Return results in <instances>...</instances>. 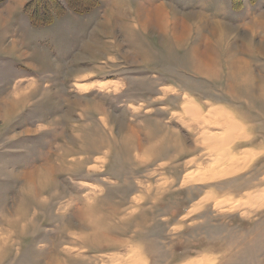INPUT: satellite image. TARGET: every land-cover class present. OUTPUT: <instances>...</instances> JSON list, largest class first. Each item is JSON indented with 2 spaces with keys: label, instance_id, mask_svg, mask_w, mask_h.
Segmentation results:
<instances>
[{
  "label": "rangeland",
  "instance_id": "obj_1",
  "mask_svg": "<svg viewBox=\"0 0 264 264\" xmlns=\"http://www.w3.org/2000/svg\"><path fill=\"white\" fill-rule=\"evenodd\" d=\"M31 1L0 0V264H264V0Z\"/></svg>",
  "mask_w": 264,
  "mask_h": 264
},
{
  "label": "trees",
  "instance_id": "obj_2",
  "mask_svg": "<svg viewBox=\"0 0 264 264\" xmlns=\"http://www.w3.org/2000/svg\"><path fill=\"white\" fill-rule=\"evenodd\" d=\"M86 1L85 3H83ZM70 9L75 12H83L88 9V6H96L97 0H66ZM57 2L55 0H32L25 9L29 14L30 22L34 25L50 23L51 16L57 11H54L52 6ZM92 3V5H91ZM32 5V7H31ZM41 12L43 14L41 19L36 17V14Z\"/></svg>",
  "mask_w": 264,
  "mask_h": 264
},
{
  "label": "bare ground",
  "instance_id": "obj_3",
  "mask_svg": "<svg viewBox=\"0 0 264 264\" xmlns=\"http://www.w3.org/2000/svg\"><path fill=\"white\" fill-rule=\"evenodd\" d=\"M176 39H177V38H176ZM177 40H178V39H177ZM183 105H185V106H186V109H188V110H192V109H193V111H192L193 113H194L196 110H198V111L200 110L199 107L196 106V105H192V104H189V103H187V104H183ZM190 108H192V109H190ZM190 112H191V111H190ZM214 112H215V111H214ZM185 113H186V111H185ZM188 113H189V111H188ZM200 113H201V112H200ZM207 113H208V112H207ZM189 114H191V113H189ZM196 115H198V113H196ZM191 116H195V115L193 114V115H191ZM204 116H206V115H204ZM208 116H209V115H208ZM199 117H200V116H199ZM199 117H198L197 120H195V122H198V121H202L203 123L205 122V123L202 125V127H203V126H207V125H209V124H207V122L205 121V118H206L207 116H206L205 118H201V117L199 118ZM195 119H196V116H195ZM206 119H207V118H206ZM231 119H232V118H231ZM208 122H209V121H208ZM244 136H245V135H244ZM214 141L217 142V139H214ZM233 142H234V141H231V142H230V140H228V141L226 142V144H230V143H233ZM227 147H228V146H227ZM181 151H182V150H181ZM182 152H183V151H182ZM182 152H181V153H182ZM164 153H166V152L164 151ZM167 153H168V152H167ZM167 153H166V154H167ZM179 153H180V151H179ZM191 158H192V157H191ZM193 159H194V158H193ZM193 159H192V160H193ZM197 262H198L199 264H203V263L206 264L205 262H201V261H197ZM198 263H197V264H198ZM188 264H192V263H188Z\"/></svg>",
  "mask_w": 264,
  "mask_h": 264
},
{
  "label": "crops",
  "instance_id": "obj_4",
  "mask_svg": "<svg viewBox=\"0 0 264 264\" xmlns=\"http://www.w3.org/2000/svg\"><path fill=\"white\" fill-rule=\"evenodd\" d=\"M86 43H87V42H86ZM86 43H85V44H86Z\"/></svg>",
  "mask_w": 264,
  "mask_h": 264
}]
</instances>
